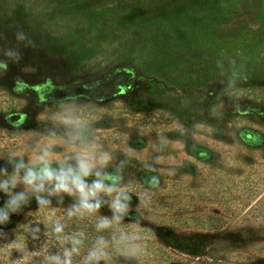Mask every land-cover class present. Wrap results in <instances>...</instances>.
Returning <instances> with one entry per match:
<instances>
[{"label":"rangeland","instance_id":"rangeland-1","mask_svg":"<svg viewBox=\"0 0 264 264\" xmlns=\"http://www.w3.org/2000/svg\"><path fill=\"white\" fill-rule=\"evenodd\" d=\"M16 31L31 45H17ZM10 46L20 58L0 52V156L28 162L49 129L64 135L61 103L75 94V115L112 154L107 171L126 161L122 183L143 223L129 227L145 241L138 259L112 264H256L246 258L264 243V217L250 211L264 195V0H0V49ZM233 65L246 79L225 90ZM159 135L170 141L163 151L153 148ZM72 151L58 144L55 155ZM152 177L159 184L149 188ZM72 203L53 197V219ZM18 214L45 216L34 198ZM24 232L5 230L0 261L20 259L4 247L16 237L38 251L36 264L61 251L52 233L25 241Z\"/></svg>","mask_w":264,"mask_h":264},{"label":"clouds","instance_id":"clouds-1","mask_svg":"<svg viewBox=\"0 0 264 264\" xmlns=\"http://www.w3.org/2000/svg\"><path fill=\"white\" fill-rule=\"evenodd\" d=\"M14 38L17 45H31V40L22 31H16ZM0 52L9 61L20 58L19 48L16 46L0 49ZM4 66L6 65L0 62V67ZM218 66L223 67L222 64ZM245 79L240 68L233 65L223 82L224 88L235 89ZM79 103V97L75 94L63 99L61 107L65 112L62 117L64 135L57 136L54 130L49 129L44 142L32 151L28 162H25L23 154L17 151L0 156L11 168L9 171L7 167L0 166V193L7 197L0 206V239L6 238L7 234L2 229L9 223L10 216L20 213L34 198L39 211L45 212L44 220L51 224L54 239L62 245L60 252L43 255L39 264H73L74 256H79V264H112L115 256L138 259L144 248V236L136 231H126L121 226L127 218L128 223L143 227L139 215L134 219L130 214V188L122 183V168L126 161H121L112 172L107 171L113 159L112 154L95 142L94 126L75 115ZM193 127L199 128L200 125ZM187 131L183 125L177 124V132L181 136ZM158 141V145L153 146L157 151H163L170 143L165 135H159ZM58 144H69L73 149L72 153L64 158L56 156L55 148ZM126 154L129 157L137 155L131 150H127ZM156 160L161 162L162 157L157 156ZM144 166L150 171L155 170L147 163ZM173 174L174 169L170 167L168 175ZM89 177L92 178L90 181ZM158 184V178L152 177L149 188L157 187ZM18 186L22 190L15 191ZM63 195L73 197L74 203L66 209L63 220L53 219L55 210L52 208V198L62 199ZM142 195L144 203H147V190ZM105 205L111 215H98L99 209ZM73 219L93 221L92 228L97 235L90 244H85L88 235L82 228L71 233L65 231L68 222ZM48 223L45 225L48 226ZM40 231L38 224L28 225L23 235L24 240H39ZM103 233H107V237ZM8 245H12L14 250L21 253L20 259L12 261V264H36L34 258L37 257L38 251H29L26 242L21 243L16 237L4 247ZM85 247L86 251L81 255L82 248Z\"/></svg>","mask_w":264,"mask_h":264},{"label":"trees","instance_id":"trees-1","mask_svg":"<svg viewBox=\"0 0 264 264\" xmlns=\"http://www.w3.org/2000/svg\"><path fill=\"white\" fill-rule=\"evenodd\" d=\"M146 1H150V0H146ZM130 203L132 205L133 202H130ZM250 211H252L254 216L256 215V216L264 217V195L262 197H260L259 199H257L255 204L250 208ZM130 214H131L132 218H134V219L137 217L136 211H131ZM98 215L110 216L111 212H110L109 208L105 205L99 209ZM35 218L25 219L20 214H17L15 217H12L10 219V221H11L10 223L3 226L2 230L5 232V230H9L13 226H15L18 229H20L21 231H23V230L26 231V228L28 225L38 224L40 229H41L40 233H46V232L51 233V224L50 223H48V226H46L45 223H47V222H45V220H43V219H40V220L37 219L36 220ZM79 222H80L79 226H72V228H75V229H81L82 228L87 233L88 239L86 240L85 244L88 245L91 243V241L95 237V235H97V233L92 228L93 221L90 219H81V220H79ZM131 225H133V224L128 223V220L126 218L121 226L126 231H131L130 227H129ZM103 234L107 237V233H103ZM51 238L54 239L53 236H51ZM56 243L60 244L59 241H56ZM83 249L85 251L86 247ZM1 250H2V247L0 246V251ZM254 250H256V249H254ZM84 251L83 250L81 251V255L83 254ZM256 254L257 255L255 258H253L252 256H249L246 258L248 263L264 264V243L261 244L260 247L256 250ZM77 258H79V256ZM0 264H9V263H8V260L2 259L0 261Z\"/></svg>","mask_w":264,"mask_h":264}]
</instances>
